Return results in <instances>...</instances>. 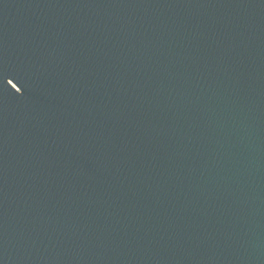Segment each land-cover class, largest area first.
Listing matches in <instances>:
<instances>
[{"label":"water","instance_id":"water-1","mask_svg":"<svg viewBox=\"0 0 264 264\" xmlns=\"http://www.w3.org/2000/svg\"><path fill=\"white\" fill-rule=\"evenodd\" d=\"M0 264H264V0H0Z\"/></svg>","mask_w":264,"mask_h":264}]
</instances>
